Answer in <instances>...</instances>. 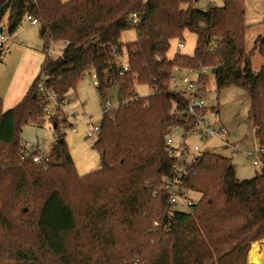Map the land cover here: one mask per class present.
I'll return each mask as SVG.
<instances>
[{
    "label": "trees",
    "instance_id": "obj_1",
    "mask_svg": "<svg viewBox=\"0 0 264 264\" xmlns=\"http://www.w3.org/2000/svg\"><path fill=\"white\" fill-rule=\"evenodd\" d=\"M27 14L41 26L44 59L18 104L4 111L0 97V264H254L249 247L264 237V154L261 171L245 179L231 157L196 154L184 177V186L200 193L191 212L169 213L162 182L172 166L165 132L178 99L168 88L175 67H214L217 90L248 92L254 136L264 147V33L246 48L243 0L204 8L194 0H0L8 34ZM130 28L136 39L121 42ZM185 31L196 38L192 54L168 58L171 40H183ZM58 41L65 46L52 57ZM113 53L127 60L120 75ZM256 53L263 62L254 71ZM92 72L102 99L93 143L99 167L77 174L64 139L67 120L53 124L46 164L33 161L35 149L20 160L21 127L46 118L39 77L47 92L64 98ZM139 84L154 92L138 96ZM113 85L122 101L105 109Z\"/></svg>",
    "mask_w": 264,
    "mask_h": 264
},
{
    "label": "rangeland",
    "instance_id": "obj_2",
    "mask_svg": "<svg viewBox=\"0 0 264 264\" xmlns=\"http://www.w3.org/2000/svg\"><path fill=\"white\" fill-rule=\"evenodd\" d=\"M208 1H212L211 4L213 5H220L223 2L222 0ZM243 3L246 18V48L248 49L253 45L255 38L264 33V0H243ZM206 5L207 0H196L195 2V6L198 8H204ZM2 23L6 24L5 17L2 19ZM39 28V26H31L26 20H23L18 29L21 36L20 38H25V42L28 41L33 42V44H39ZM4 34L8 37L7 29L4 30ZM136 37V31L130 28L122 32L120 40L126 43L135 40ZM11 39L12 38L9 37L8 41ZM3 41V39H0V42L4 44L0 47V56L5 54L4 58H6L8 54L7 46L10 42L8 44V42L6 43ZM59 45H61V43H57V47ZM194 46L195 40H193V36L187 32L185 33L184 46L175 50L172 44L170 52L176 51V53L189 55L192 54ZM14 60L15 55L13 54L8 67L1 68L4 59L2 64H0V70L2 69L0 90L5 83V74H8ZM262 62L263 58L256 53L251 59L250 67L252 70L256 71L259 69ZM37 86L38 88L43 87V90L38 89L37 93L39 102L43 107L44 116L46 117L45 122L42 126L34 124L22 126L19 132L21 140L25 141L30 148H41V151L46 152L55 138L53 124L58 123L59 127H62L63 124L61 121L67 120L74 124L75 127V130H72L71 125H69L65 129L64 139L67 143L77 174L84 175L96 170L99 167L100 161L98 151L93 147V143L99 132L92 137H87L86 131L88 125H100L102 119L100 104L102 99L95 85L92 84L91 76L87 74L82 77L77 82L75 89L71 88L64 98L56 96V94L51 92L46 93L47 89L44 87V76L39 77ZM149 89L150 87L147 85H135V94L138 96H145L149 93ZM207 90L206 105L208 107L214 106L218 109V114H208L207 120L212 127L216 129L224 126L228 133L220 137H209L203 140L199 139L197 135H191L188 137L189 146H193V144L197 143L200 145V152H212L229 156L231 157V162L235 168L237 178L245 179L253 177L256 172L261 171L262 165H254L253 159L248 156V153L254 152L258 145L252 131L254 123L249 114V93L234 85L217 90L214 75L210 69L207 73ZM105 98L109 99L111 106L115 107L119 105L122 101L119 86L113 85L110 87ZM226 139H228V143ZM192 195L194 198L198 196L197 194ZM254 242H257L260 250L264 252V237L252 243ZM248 260L253 261L254 264H260L259 261L255 263L249 251Z\"/></svg>",
    "mask_w": 264,
    "mask_h": 264
},
{
    "label": "built area",
    "instance_id": "obj_3",
    "mask_svg": "<svg viewBox=\"0 0 264 264\" xmlns=\"http://www.w3.org/2000/svg\"><path fill=\"white\" fill-rule=\"evenodd\" d=\"M223 1V0H222ZM32 24H38V20L31 16L25 15ZM137 15L131 14V20L135 21ZM3 37L0 35V39ZM1 45V42H0ZM184 43L180 39H176V48H182ZM49 51V50H48ZM115 67L118 74L128 70V64L125 57H118L113 53ZM212 68L208 66L200 67H175L169 77L168 88L176 94L177 100L171 102V115L174 118L167 126L165 132V148L167 155L172 159V166L169 173L162 176L164 189L167 193V204L169 213L191 212L192 207L200 198V193L184 186V177L187 175V167L191 160L200 151V145L193 144L189 146L188 137L197 135L199 139H208L209 137H220L227 134V131L220 127L216 129L207 120L208 114H214V109L208 108L206 105L207 96V73L212 72ZM214 74V73H213ZM92 78V84L98 85L96 73L89 74ZM43 90V87H39ZM49 92V91H48ZM46 91V93H48ZM152 88L149 93H153ZM105 109L112 107L108 98L103 101ZM71 129L75 130L74 124L71 123ZM100 130V125H88L86 136L92 137ZM252 131L256 132V126L253 125ZM23 150L20 154V160L25 159L30 151L37 150L38 153L32 156L36 163L46 164L49 160L48 151H41L39 148L31 147L22 141ZM264 154V147L257 145L254 152H249L248 156L253 159V164H261L260 156ZM262 165V164H261ZM192 194H197L196 198ZM154 225L157 222H153Z\"/></svg>",
    "mask_w": 264,
    "mask_h": 264
},
{
    "label": "crops",
    "instance_id": "obj_4",
    "mask_svg": "<svg viewBox=\"0 0 264 264\" xmlns=\"http://www.w3.org/2000/svg\"><path fill=\"white\" fill-rule=\"evenodd\" d=\"M195 2H196V0H194V3ZM211 3H212V1L209 2L207 0V5H213ZM243 6H244V3H243ZM244 11H245V9H244ZM23 20H26L29 23V25H31V26H39L40 27L38 29V36H39V40H40L39 44H33V42H28V41L25 42V40H24L25 38L24 39L20 38L21 36H20V32H18V29L20 28ZM245 21H246V18H245ZM5 29H7L6 24H3L2 20H1L0 21V35L3 37L2 38L4 40L3 42H6V43L8 42V44L10 42V44H9L10 46L9 45L7 46L9 55L7 54L6 58H4L5 54L4 55L2 54V61L0 64H2L3 59H4V63L2 64L1 68L3 69V68H6L9 66V61H10L11 57L13 56V54L15 55V60L12 63V66L10 67L8 74H5V83H4L3 88H1V90H0L1 91L0 97L2 98V109L4 111L14 107L16 104L19 103V101L22 99V97L27 92V90H28L30 84L32 83V81L34 80V78L38 75L40 65L44 59V53L41 50L43 38H42V34H41V26L39 25V23L38 24H32L26 18V16H24V18L22 19V21L20 22V24L18 25L16 30L12 34H8V37L4 34ZM187 32L188 31L184 32V39H185V33H187ZM188 33L193 36V40L196 39L194 34H192L190 32H188ZM9 37L12 38L10 41H8ZM184 39L182 40L183 43H184ZM18 42H19V44H18ZM57 43H61V45H59L57 47ZM170 44H171L170 47L173 44L175 50L177 49L176 48V39H172ZM3 45L4 44L1 43L0 47H2ZM64 46H65V42H63V41H58V42L53 43L49 48V51H48L49 55L52 57H56V56L60 55ZM175 54H177L176 51L170 52V48H169V50L167 52L168 58H172ZM181 54H184V53H181ZM2 69L0 70V76H2V74H1ZM66 94H68V92ZM212 107L214 108V111H215L214 114H218V109L215 108L214 106H212ZM221 127H223L226 130V128L224 126H221ZM226 141H227V143L229 142L228 139H226ZM48 150H49V147H48L47 151ZM259 253H262L263 257H264V252H262L260 250V247H259ZM251 257L256 263L257 259H255L253 256H251ZM258 261L260 264L263 263V262H260V259ZM263 261H264V258H263ZM256 264H258V263H256Z\"/></svg>",
    "mask_w": 264,
    "mask_h": 264
},
{
    "label": "bare ground",
    "instance_id": "obj_5",
    "mask_svg": "<svg viewBox=\"0 0 264 264\" xmlns=\"http://www.w3.org/2000/svg\"><path fill=\"white\" fill-rule=\"evenodd\" d=\"M249 254L253 256L257 261L260 259V262H263V254L259 253V244L255 242L249 249Z\"/></svg>",
    "mask_w": 264,
    "mask_h": 264
},
{
    "label": "water",
    "instance_id": "obj_6",
    "mask_svg": "<svg viewBox=\"0 0 264 264\" xmlns=\"http://www.w3.org/2000/svg\"><path fill=\"white\" fill-rule=\"evenodd\" d=\"M215 72H216V69L215 68H212V73H215ZM263 248H264V243H263ZM262 264H264V261H263Z\"/></svg>",
    "mask_w": 264,
    "mask_h": 264
}]
</instances>
